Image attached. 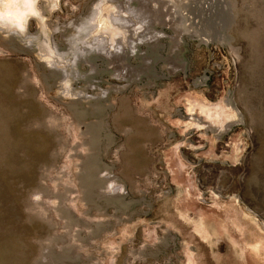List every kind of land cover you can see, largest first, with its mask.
Here are the masks:
<instances>
[{
    "label": "rangeland",
    "instance_id": "rangeland-1",
    "mask_svg": "<svg viewBox=\"0 0 264 264\" xmlns=\"http://www.w3.org/2000/svg\"><path fill=\"white\" fill-rule=\"evenodd\" d=\"M5 5L0 264H264V0Z\"/></svg>",
    "mask_w": 264,
    "mask_h": 264
},
{
    "label": "bare ground",
    "instance_id": "bare-ground-1",
    "mask_svg": "<svg viewBox=\"0 0 264 264\" xmlns=\"http://www.w3.org/2000/svg\"><path fill=\"white\" fill-rule=\"evenodd\" d=\"M105 2V1H104ZM26 3V2H25ZM104 4V3H103ZM102 4V5H103ZM108 5H110V4H108ZM108 5H106L107 7H108ZM193 5V4H192ZM222 5H223V3H222ZM32 6V8L28 11V10H26V9H28V8H23V9H21V11H20V14H18V16H20L21 17V20H22V24H21V27L23 28V31H25L26 32V25H27V21H28V14L29 13H32V12H36V14H37V12H38V14H37V16L40 14V16L41 15H43V14H41V13H39V11H37V9H34V7H33V5H31ZM111 8H112V6H110ZM115 7V6H114ZM113 7V8H114ZM217 7H218V5H217ZM223 7V6H222ZM37 8V7H36ZM102 8V7H101ZM105 8V7H104ZM117 8V7H116ZM216 8V7H215ZM107 9V8H106ZM222 9V8H221ZM112 10H116V9H112ZM100 11V10H99ZM103 11H105V10H103ZM107 11H109L108 9H107ZM111 11V10H110ZM109 11V12H110ZM89 12V11H88ZM106 12V11H105ZM116 13H117V11H115ZM221 12V11H220ZM14 12H12V11H9V14L11 15V14H13ZM97 13V12H96ZM113 13H114V11H113ZM119 13V12H118ZM122 13V12H121ZM120 13V14H121ZM125 13V12H124ZM17 15V14H16ZM107 15L108 14H106V18H108L107 17ZM117 15V14H116ZM119 15V14H118ZM219 15H222V13L221 14H219ZM3 16V13H0V17H2ZM36 16V15H35ZM40 16H38V17H40ZM98 16V15H97ZM100 16V15H99ZM98 16V17H99ZM111 16V15H110ZM123 16V15H122ZM218 16V15H217ZM30 17V16H29ZM32 17V16H31ZM42 17V16H41ZM119 17H120V15H119ZM119 17H118V19H119ZM219 17V16H218ZM28 18V19H27ZM99 19H100V17H99ZM103 19V18H102ZM113 19V18H112ZM46 20V19H45ZM98 20V19H97ZM109 20V22H110V19H108ZM106 21V20H105ZM104 21V22H105ZM112 21V20H111ZM98 23H100V21H97ZM122 22V21H121ZM82 23H83V21H82ZM114 23V22H113ZM116 23H117V21H116ZM119 23V22H118ZM96 24V26H97V23H95ZM106 23H103V27H104V25H105ZM110 23H108V25H109ZM3 25H6L7 27H10V25H8L7 23H4ZM107 25V24H106ZM114 25V24H113ZM100 27H101V25H99ZM119 26H120V24H119ZM13 27V26H12ZM16 27H18V26H16ZM20 27V26H19ZM109 27H110V25H109ZM116 27H117V25H116ZM115 27V28H116ZM147 27V26H146ZM164 27V26H163ZM11 28V27H10ZM9 28V29H10ZM102 28V27H101ZM120 28V27H119ZM5 29V28H4ZM13 30H14V27L12 28ZM19 29V28H18ZM18 29H17V31H16V33L18 32ZM99 29V28H98ZM114 29V28H113ZM7 29H5V31H6ZM94 30H96V29H94ZM99 30H101V29H99ZM116 30V29H115ZM115 30H114V32H115ZM119 30V29H118ZM121 30V29H120ZM197 30V29H196ZM4 31V30H3ZM12 31V30H11ZM15 31V30H14ZM103 31V30H102ZM110 31V30H109ZM111 31H112V29H111ZM10 32V31H9ZM9 32L7 33V34H9ZM45 32V31H44ZM43 32V33H44ZM96 32V35H97V32H99V31H94V33ZM135 32V31H134ZM12 33V32H11ZM20 33V32H19ZM117 33V32H116ZM6 34V33H5ZM13 34H15V33H13ZM12 34V35H13ZM21 34V33H20ZM48 34V33H47ZM70 34V33H69ZM99 34V33H98ZM101 34V33H100ZM110 34V33H109ZM123 34V33H122ZM163 34V33H162ZM184 34V33H183ZM25 35V34H24ZM29 35V34H28ZM46 35V34H45ZM102 35H104V32H103V34H101V37H102ZM120 35V34H119ZM126 35V34H125ZM124 35V36H125ZM191 35V34H190ZM198 35V34H197ZM124 36H122V37H124ZM162 36V35H161ZM188 36V35H187ZM19 37H21V36H19ZM25 37V36H24ZM44 37H46L47 38V36H44ZM78 37V36H77ZM104 37H105V35H104ZM111 37V36H110ZM113 37V36H112ZM115 37V36H114ZM116 37H117V34H116ZM13 38H15V37H13ZM76 38V37H75ZM106 38V37H105ZM143 38V37H142ZM102 39V38H101ZM113 39V38H112ZM120 39V38H119ZM124 39V38H123ZM71 40V39H70ZM110 40V39H109ZM118 40V39H117ZM111 41V40H110ZM109 41V42H110ZM116 41V40H115ZM121 41V40H120ZM11 42V41H10ZM44 42V41H43ZM42 42V43H43ZM96 42V41H95ZM99 42V41H98ZM103 42V41H102ZM107 42V41H106ZM106 42H105V44H106ZM123 42V41H122ZM49 43V42H48ZM47 43V44H48ZM73 43V42H72ZM113 43V42H112ZM115 43V42H114ZM98 44V43H97ZM125 44H123V46H124ZM49 46H50V44H49ZM120 46H121V44H120ZM150 46H151V44H150ZM45 48H46V44H45V46H44ZM48 47V46H47ZM108 47L110 48V44H108ZM107 47V48H108ZM117 47V46H116ZM122 47V46H121ZM132 47V46H131ZM51 48V47H50ZM115 48V47H114ZM55 49H57V48H55ZM103 49V48H102ZM111 49V48H110ZM130 49V48H129ZM46 50V49H45ZM65 50V49H64ZM112 50V49H111ZM33 52V51H32ZM49 52V51H48ZM50 52H51V50H50ZM59 52V51H58ZM105 52V51H104ZM53 54V53H52ZM108 54V53H107ZM129 54V53H128ZM57 55V54H56ZM133 55V54H132ZM48 57H49V55H47ZM50 56H52V55H50ZM143 56V55H142ZM75 57V56H74ZM50 58V57H49ZM76 58V57H75ZM78 58V57H77ZM53 59L54 60H56L54 57H53ZM68 59V58H67ZM46 60V59H45ZM51 59H49V61H50ZM86 60H88V58H86ZM51 61H53V60H51ZM51 61L49 62V63H51ZM82 61V60H81ZM72 62V61H71ZM88 62H89V60H88ZM89 63H92V62H89ZM63 65V64H62ZM144 68V67H143ZM58 70V69H57ZM56 70V71H57ZM60 70V69H59ZM75 70V69H74ZM61 71V70H60ZM67 71V70H66ZM69 71V70H68ZM141 72V71H140ZM54 75V74H53ZM56 75V74H55ZM68 75V74H67ZM92 75V74H91ZM83 76V75H82ZM138 77V76H137ZM136 80V79H135ZM128 83V82H127ZM65 85V84H64ZM70 98V97H69ZM88 98V97H87ZM109 179V178H108ZM110 182V181H109ZM113 186V185H112ZM119 186V185H118ZM121 187V186H120ZM112 188V187H111ZM121 192H123V187L122 188H120L119 189ZM13 217V216H12ZM19 242V241H18ZM259 242V241H258ZM2 254V253H1ZM3 255V254H2Z\"/></svg>",
    "mask_w": 264,
    "mask_h": 264
},
{
    "label": "clouds",
    "instance_id": "clouds-1",
    "mask_svg": "<svg viewBox=\"0 0 264 264\" xmlns=\"http://www.w3.org/2000/svg\"><path fill=\"white\" fill-rule=\"evenodd\" d=\"M10 7V5H5V11L3 13V16L0 17V26H2L4 23H7L10 26H21V17L16 15L15 13L10 15L8 11Z\"/></svg>",
    "mask_w": 264,
    "mask_h": 264
}]
</instances>
